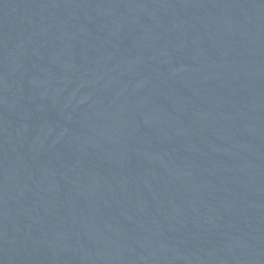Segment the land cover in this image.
<instances>
[{
    "label": "water",
    "instance_id": "1",
    "mask_svg": "<svg viewBox=\"0 0 264 264\" xmlns=\"http://www.w3.org/2000/svg\"><path fill=\"white\" fill-rule=\"evenodd\" d=\"M0 264H264V0H0Z\"/></svg>",
    "mask_w": 264,
    "mask_h": 264
}]
</instances>
